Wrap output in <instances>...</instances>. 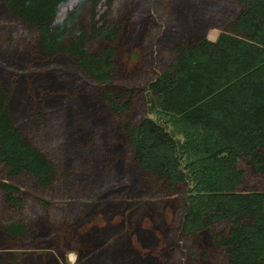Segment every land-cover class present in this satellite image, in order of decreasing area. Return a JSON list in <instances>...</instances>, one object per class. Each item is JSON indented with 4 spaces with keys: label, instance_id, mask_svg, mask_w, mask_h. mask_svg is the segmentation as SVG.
<instances>
[{
    "label": "trees",
    "instance_id": "trees-1",
    "mask_svg": "<svg viewBox=\"0 0 264 264\" xmlns=\"http://www.w3.org/2000/svg\"><path fill=\"white\" fill-rule=\"evenodd\" d=\"M111 1L0 3L35 33L33 56L70 59L99 85V98L113 115L125 119L132 88L117 89L99 57L120 37L109 16ZM235 2V14L214 39L189 32L191 37L168 43L170 62L143 84V114L124 121L119 132L132 168L127 190L151 179L161 192L180 196L181 237L196 246L207 233L211 246L224 253L222 264H264V190L244 187L241 168L244 163L264 175V0ZM0 168L3 203L15 215L28 196L19 187L22 180L42 192L58 187L55 164L15 123L11 93L1 81ZM26 227L10 216L0 224V235L23 240ZM201 256L209 258L206 251Z\"/></svg>",
    "mask_w": 264,
    "mask_h": 264
},
{
    "label": "rangeland",
    "instance_id": "rangeland-1",
    "mask_svg": "<svg viewBox=\"0 0 264 264\" xmlns=\"http://www.w3.org/2000/svg\"><path fill=\"white\" fill-rule=\"evenodd\" d=\"M236 10L235 0H112L120 37L99 57L117 89L132 88V111L119 119L70 59L33 56L35 33L0 3V81L12 117L58 175L48 192L17 183L28 194L21 214L10 212L0 190V224L11 216L27 226L23 240L0 235V264H222L207 233L196 246L179 235L180 196L149 178L127 190L132 168L119 127L143 114V84L170 62V43L189 32L214 39ZM241 168L244 187L264 190V175Z\"/></svg>",
    "mask_w": 264,
    "mask_h": 264
}]
</instances>
